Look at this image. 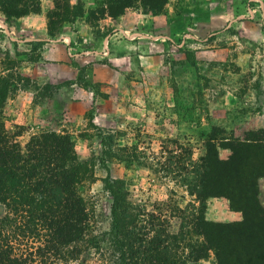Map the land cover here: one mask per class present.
<instances>
[{
    "label": "rangeland",
    "instance_id": "374dc122",
    "mask_svg": "<svg viewBox=\"0 0 264 264\" xmlns=\"http://www.w3.org/2000/svg\"><path fill=\"white\" fill-rule=\"evenodd\" d=\"M37 1L19 19L0 10V72L14 89L8 129L20 127L21 146L45 133L70 139L98 231L108 225V174L127 184L135 208L169 217L176 264H218L212 251L192 255L204 240L195 168L209 138L219 146L264 132V0H134L122 11L113 0H67L78 15L52 37L55 4ZM230 154L218 147L220 160ZM257 188L261 210L246 217L228 218L224 197L205 203V221L223 226L206 233L222 243V264H264V177Z\"/></svg>",
    "mask_w": 264,
    "mask_h": 264
},
{
    "label": "trees",
    "instance_id": "16d2710c",
    "mask_svg": "<svg viewBox=\"0 0 264 264\" xmlns=\"http://www.w3.org/2000/svg\"><path fill=\"white\" fill-rule=\"evenodd\" d=\"M133 1L113 0L111 11L127 9ZM53 2L55 10L48 15L50 37L79 12L67 0ZM39 9L37 0H0L1 13L15 19ZM28 44L37 47L41 42ZM13 90L1 71L0 264H176L173 244L177 237L170 232L169 217L162 211L135 208L128 199L127 184L108 174L101 181L110 200L108 225L98 231L95 213L78 192L86 175L70 139L45 133L21 146L17 141L20 127L8 129L3 112ZM223 140L217 146L218 139L209 138L206 155L195 168L197 184L192 191L197 203L196 227L204 237L200 244L196 241L192 255L195 260L207 259L212 251L218 264H222V243L210 241L206 233L223 226L205 221L207 199L224 197L231 211L246 217L250 206L261 210L257 181L264 177V132L242 141ZM218 147L230 150L226 161L219 159Z\"/></svg>",
    "mask_w": 264,
    "mask_h": 264
},
{
    "label": "crops",
    "instance_id": "0c3cea01",
    "mask_svg": "<svg viewBox=\"0 0 264 264\" xmlns=\"http://www.w3.org/2000/svg\"><path fill=\"white\" fill-rule=\"evenodd\" d=\"M210 206L211 207H213V204H209V209H208V211H207V218L209 219V220H211V221H213V220H215V218L213 217V214L211 213V210L212 209H210ZM227 216H228V218H230V219H237L238 218V216H239V213L238 212H231V211H229L228 210V212H227Z\"/></svg>",
    "mask_w": 264,
    "mask_h": 264
}]
</instances>
